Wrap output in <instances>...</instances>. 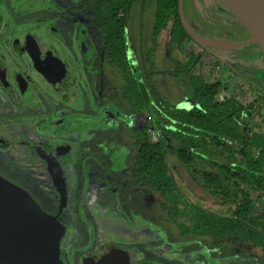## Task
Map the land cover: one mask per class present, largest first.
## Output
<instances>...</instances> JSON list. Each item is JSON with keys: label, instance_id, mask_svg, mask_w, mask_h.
Here are the masks:
<instances>
[{"label": "flooded vegetation", "instance_id": "af4514ba", "mask_svg": "<svg viewBox=\"0 0 264 264\" xmlns=\"http://www.w3.org/2000/svg\"><path fill=\"white\" fill-rule=\"evenodd\" d=\"M149 1L154 14L155 2ZM58 2L0 0V179L45 217L37 235H52L56 264H213L212 254L207 256L197 245L188 248L201 239L170 242L148 222L133 224L134 209L123 220L97 193L87 191L92 184L102 187L107 178L98 176L104 163L88 168V148L78 150L74 144L73 132L77 128L83 137L80 122L86 125L84 119L90 117L74 114L73 98L79 97L76 87H88L96 74L85 64L87 56L78 59L63 40L70 41L64 27L68 21L89 24L94 5L86 6V0ZM59 6L63 9L56 10ZM76 13L87 19L76 18ZM117 150L113 156L118 157Z\"/></svg>", "mask_w": 264, "mask_h": 264}, {"label": "rangeland", "instance_id": "374dc122", "mask_svg": "<svg viewBox=\"0 0 264 264\" xmlns=\"http://www.w3.org/2000/svg\"><path fill=\"white\" fill-rule=\"evenodd\" d=\"M43 1L52 4L53 1L59 3L60 0ZM96 1L86 0V6L92 7ZM133 6L126 22L128 62L136 79L145 81L150 88L154 87L159 97L167 104L183 109L196 106L189 86L190 74L178 77L174 71V61L186 63L189 53L198 58L196 72L205 83H219L225 91L222 96L236 94L239 100H243L239 92L247 90L248 82L254 84L264 94L263 47L253 45L233 51H211L188 39L184 43V51H180L175 44L169 47V26L153 36V5L149 0L143 5L137 1ZM102 7L105 8L104 3ZM57 9L63 8L59 6ZM56 10L52 11L57 14ZM81 13L74 16L87 19ZM71 16L68 15L69 18ZM57 17L61 15L58 14ZM184 17L188 25L198 28L196 32L207 38L239 41L253 36L239 16L232 0H186ZM88 23L77 24L68 21L69 26L64 27L68 30L70 41L63 40L71 51L75 50L78 59L87 56L85 64L90 66L92 74H96L89 79L88 87L86 85L82 88L81 84L80 88L76 87L79 97L73 98V102L78 103L73 109L74 114L80 113L90 117H87L89 121L84 119L86 125L80 122L79 126L84 131L83 137L82 135L80 137L77 128L73 132L76 135L74 144L79 147L78 150L88 148L85 150L89 151L87 155L90 159L86 163L88 168L104 163L98 176L107 178L102 187L92 184L88 186L87 191L97 193L105 203L104 206L116 209L115 215L118 218L123 220L128 218V221L129 209H134L136 217L133 218V224L148 222V227L154 230L156 235L159 234L160 231L157 230L159 229L165 232L170 242L181 241L182 244H187L184 243L186 240H183L187 236L182 235L177 227L181 221L179 208L175 205L179 207L187 202L217 216H226L227 208L218 205L207 191L200 188L201 180L185 170L170 155L166 158V164L176 185V189L170 195L164 198L146 185L135 183L131 173L134 150L131 130L142 123L139 122L135 109L121 96V90L126 84L119 68L107 62L102 35L94 28L92 19ZM56 26L54 24L52 28L57 33L60 29H55ZM245 121L249 127L257 126L262 121L260 112L253 111L252 116ZM69 136L72 137L70 134ZM101 149H105V152ZM114 149H118V157L113 156ZM238 160L239 157L234 156L233 161L237 163ZM33 161L40 162L37 157H34ZM196 168L206 169L201 162H198ZM132 193L138 194L139 199L137 196L132 198ZM258 202L257 207L260 208ZM169 207H176L175 211L178 212L168 214ZM196 245L207 256L212 254L213 264H264V252L246 242H234L224 237L215 242L197 241V244L188 245V248Z\"/></svg>", "mask_w": 264, "mask_h": 264}, {"label": "trees", "instance_id": "16d2710c", "mask_svg": "<svg viewBox=\"0 0 264 264\" xmlns=\"http://www.w3.org/2000/svg\"><path fill=\"white\" fill-rule=\"evenodd\" d=\"M136 1L98 0L91 8L93 26L102 35L107 62L119 68L126 84L121 96L142 123L131 130V173L135 183L166 198L176 189L166 164V158L172 156L196 175L201 180L200 188L228 211L226 216H217L187 202L175 205L179 208L181 223L176 224L181 234L211 242L227 237L264 252V94L248 82L247 90L239 92L243 100L236 94L222 96L225 91L219 83H205L196 72L198 58L189 53L186 63L174 61V71L178 77L190 74L189 86L196 106L183 109L167 104L154 87L136 79L127 59L126 22ZM145 1L140 0L141 5ZM154 2L153 36L169 26V47L175 44L184 51V43L190 38L180 22L177 0ZM143 84L146 95L141 89ZM253 111L262 117L258 127H249L245 121ZM236 155L237 163L233 161ZM198 162L206 169L197 170ZM176 207H169L168 214L178 212Z\"/></svg>", "mask_w": 264, "mask_h": 264}, {"label": "water", "instance_id": "95a60500", "mask_svg": "<svg viewBox=\"0 0 264 264\" xmlns=\"http://www.w3.org/2000/svg\"><path fill=\"white\" fill-rule=\"evenodd\" d=\"M232 2L252 32L251 38L243 41L228 40L231 44L223 46L197 34L184 17L183 0H177L179 19L189 38L205 48L228 51L253 45L264 48V0ZM141 89L146 95L144 84ZM42 219L45 217L25 195L0 179V264H50L51 261V264H56L52 235H37L38 232L42 233Z\"/></svg>", "mask_w": 264, "mask_h": 264}, {"label": "bare ground", "instance_id": "6f19581e", "mask_svg": "<svg viewBox=\"0 0 264 264\" xmlns=\"http://www.w3.org/2000/svg\"><path fill=\"white\" fill-rule=\"evenodd\" d=\"M214 42L219 44V45H223V46H228L231 44L230 41H228L227 39L225 38H216L214 39Z\"/></svg>", "mask_w": 264, "mask_h": 264}, {"label": "crops", "instance_id": "0c3cea01", "mask_svg": "<svg viewBox=\"0 0 264 264\" xmlns=\"http://www.w3.org/2000/svg\"><path fill=\"white\" fill-rule=\"evenodd\" d=\"M78 104V103H77Z\"/></svg>", "mask_w": 264, "mask_h": 264}]
</instances>
